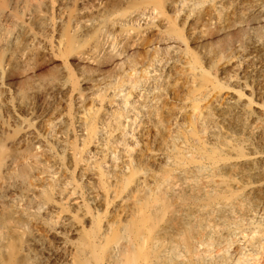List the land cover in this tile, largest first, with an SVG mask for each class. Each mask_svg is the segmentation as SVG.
<instances>
[{"label": "bare ground", "instance_id": "6f19581e", "mask_svg": "<svg viewBox=\"0 0 264 264\" xmlns=\"http://www.w3.org/2000/svg\"><path fill=\"white\" fill-rule=\"evenodd\" d=\"M177 2L187 9L185 14L181 11L183 28L194 34L199 31L198 34L206 35L207 39L192 50L190 45L194 42L180 32L177 21H172L169 25L175 27L174 32L182 34L171 33V38L178 37L182 42L179 44L176 39L177 46L169 44L167 47L176 60L157 59L155 66L164 70L163 80L153 77L138 82L133 97L122 90L121 103L143 112L158 130L166 122V113L174 120H185L190 112L191 135L195 141L206 144L209 155L220 151L231 153L239 143L247 144L250 155L215 163L214 167L219 174L239 177L248 185L230 197L213 201L212 189L206 188L200 180L207 168L203 165L190 168L180 163L173 170L175 179L168 188L149 187L148 178L136 171L123 178L129 188H117V191L116 188H87L84 201L88 209L83 216L94 225L93 233L87 234L88 245L95 252L96 264H206L200 247L214 242L226 244L229 251L235 246L232 264H264V179L249 183L262 175L264 167V152L252 149L254 143L264 148V0H212L214 5L208 12L203 10L205 0ZM154 4L156 12L165 8L163 0H155ZM69 5L74 6V12H69ZM87 5L83 0H0V131L8 129L10 120L26 123L16 110L22 108L29 113L30 107L16 105L10 82L42 54L53 52L54 44H60L55 40L57 19L64 20L68 29H97L99 39L110 41L113 49L115 44L126 40L128 34L124 29L130 19H113L111 13L102 14V9L99 16L92 17ZM171 38V42L176 41ZM69 40L68 47L72 49L75 42ZM96 45L82 52L80 59H93L99 47ZM181 75L187 96L179 112H168L164 109L162 87ZM136 89L152 94V101L142 99ZM75 103L76 113L52 123L50 133L59 150L84 177L88 166H83V158L100 154L99 139L108 125L107 115L94 114L87 108L88 104L97 103L95 93L77 95ZM108 109L113 114L116 112L113 105ZM32 116L40 117L39 114ZM74 129L86 134L81 150L77 141L69 143L60 136L72 135ZM27 131L28 135H34L30 128ZM117 140L127 146L133 141L128 127L119 130ZM35 141L43 143L40 137H35ZM11 149L6 140L0 139V264H53L54 258L65 264H76L69 236L79 234V228L70 218L54 222L51 219L53 225L48 233L59 246L46 247L41 227L47 224L40 221V213L56 189L30 188L29 169L16 173L17 159ZM118 172L125 176L123 171ZM100 175L105 177L104 172ZM112 189L114 192L110 193ZM142 191L147 192L149 198L144 205L142 199L135 200L134 206L140 213L134 226L125 235L114 234L98 245L96 229H101L100 214L91 211L89 202L101 207L108 204L111 194L124 193L130 198ZM79 199L76 198L75 203ZM205 199L208 203H199ZM55 213L56 207L52 206V218ZM232 220H238L239 225L260 220L263 226L257 235L245 239L241 245L236 240L239 235L236 230L230 227L217 232L215 229L216 224L227 226ZM226 257L218 259L217 263L215 260V264H229L230 258L227 257V261ZM82 264L89 263L83 261Z\"/></svg>", "mask_w": 264, "mask_h": 264}, {"label": "rangeland", "instance_id": "374dc122", "mask_svg": "<svg viewBox=\"0 0 264 264\" xmlns=\"http://www.w3.org/2000/svg\"><path fill=\"white\" fill-rule=\"evenodd\" d=\"M146 1L152 2V0ZM154 1L152 4L151 2L147 4L144 3L145 0H83L84 4H89L87 5L90 6L89 15L93 14L92 17H97L104 11L102 14L111 13L112 18L114 16L113 19L116 20L130 19L124 29L128 34L126 40L115 44L116 47L113 49L110 41L108 43L101 38L99 41L97 29L78 31L75 27L68 29L64 20L57 19L55 40L60 44H54L53 52L42 54L25 72H21L10 82L16 105L22 107L29 105L30 111L27 113L22 108H17V114L26 123L22 125L10 120L8 129L4 132L0 131V139L6 140L12 148V155L17 159L16 173L19 174L24 168L29 169L30 188L56 189L51 201H46L47 206L40 213V221L47 224L41 227V232L46 247L56 248L59 246L58 241L48 233V228L60 218L72 219L80 231L79 234L69 236L74 247L76 264H82L83 261L96 264L97 261L94 250L88 245L89 237H87V234L93 233L94 225L83 216L84 210L88 209L84 201L87 188H116L115 191L119 190L117 188H126L127 180L123 178L134 171L148 178L149 187L155 188L159 185L161 188H168L175 179L173 170L178 168L180 163L190 168L198 165L207 168V171L199 177L206 188L212 189L213 201L230 197L239 192L240 188L248 185L247 182H241L239 177L219 174L214 167L215 163L235 161L250 155L251 151L247 144L239 143L231 153L220 151L218 154L209 155L205 148L206 144L195 141L191 135L190 112L185 120H174L169 113H166V122L158 130L143 112L121 103L122 90H125L124 94L133 97L134 87L138 86L136 84L153 77L163 80L164 70L155 66L156 61L157 59L176 60L167 47L179 41L177 36L180 32L184 33L188 41L194 42L190 45L192 50L199 47L200 41L207 39L204 37L206 35L198 34L199 31L195 32L196 34L190 33L181 25V11H185V14L187 10V7H184L186 9L184 10L177 2L182 0H163L165 8L163 10L159 8L162 13L159 10L154 11ZM205 1L203 10L208 12L214 4L212 0ZM177 5L182 9L179 8L177 11ZM104 7L107 8L103 9ZM68 9L69 12L75 10L73 5H69ZM172 21H177L180 32L175 33V27L169 25ZM171 33L178 34L173 35L178 41L171 38ZM170 38L176 41L171 42ZM69 39L75 42L72 49L68 47L71 41ZM94 45L98 47L95 57L80 59L79 55ZM174 45L177 46L178 43ZM111 48L114 51H111ZM185 86V80L181 75L178 80H172L162 87L163 102L166 106L164 109L168 112L180 111L184 97L187 96V89L184 90L187 86ZM136 90L142 94V99L152 101V94L140 89ZM92 93H95L97 103L88 104L87 108L92 109L94 114H106L108 125L99 139L100 154L83 158V166L87 165L88 168L84 177H81L75 170V164L56 146L54 135L50 133V125L62 117L76 113L77 95L85 96ZM109 105L114 106V111L116 110L114 114L108 109ZM36 114L40 115L38 119L32 116ZM176 121L179 124H176ZM28 123L32 126L28 127ZM126 127L130 130L133 139L128 146L117 140L119 130ZM29 128L33 136L28 135ZM62 132L66 131L62 130ZM60 136L69 143L77 141L80 150L86 140V134L79 129H74L72 135L60 134ZM35 137L43 139V143H36ZM252 149L255 152H264V148L255 143ZM78 157L80 158V155ZM128 163H131V166ZM119 170L123 171L125 176H121ZM101 172L105 173L104 178H101ZM261 172L260 177L250 180L249 183L264 179V167ZM113 192L112 189L110 193ZM78 197L81 199L75 203ZM148 198L147 192L142 191L130 198L124 193L111 194L108 204L101 207L89 202L91 211L100 214L101 229H96L97 244L101 245L106 238L114 234L125 235L128 229L134 226L135 218L140 213L134 206L135 200L142 199L144 205ZM199 203L206 204L208 200H201ZM52 206L56 207L54 218L51 217ZM262 226L260 220H256L253 224L242 225H239L238 220H232L227 226L216 224L215 229L217 232H223L231 227L239 233L236 240L242 245L245 239L257 235ZM234 249L235 246L229 251L226 244L207 243L200 247V254L206 264L209 262L215 264L223 256L229 257V261L226 257L227 261L232 264ZM53 264L65 263L54 258Z\"/></svg>", "mask_w": 264, "mask_h": 264}]
</instances>
